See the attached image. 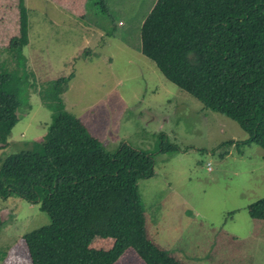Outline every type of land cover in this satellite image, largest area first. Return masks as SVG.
Here are the masks:
<instances>
[{
    "label": "rangeland",
    "instance_id": "374dc122",
    "mask_svg": "<svg viewBox=\"0 0 264 264\" xmlns=\"http://www.w3.org/2000/svg\"><path fill=\"white\" fill-rule=\"evenodd\" d=\"M50 1L23 0L28 42L22 56L10 58L19 0H0V69L14 70L27 93L0 154L41 140L53 112L39 90L73 73L61 94L64 108L103 149L113 153L127 144L152 154L155 176L137 181L147 238L181 264H264V219L246 208L264 197V150L243 142L237 122L205 108L137 50L154 0H87L81 25L108 33L93 51L83 43L89 35L73 32L62 17L68 12ZM167 144L174 148L161 151ZM0 221V264H30L22 235L48 224V215L38 203L10 195L0 198ZM113 264L144 262L128 247Z\"/></svg>",
    "mask_w": 264,
    "mask_h": 264
},
{
    "label": "trees",
    "instance_id": "16d2710c",
    "mask_svg": "<svg viewBox=\"0 0 264 264\" xmlns=\"http://www.w3.org/2000/svg\"><path fill=\"white\" fill-rule=\"evenodd\" d=\"M19 8L10 58L22 56L28 42L23 0ZM139 34V51L168 80L237 122L246 134L242 141L264 150V0H154ZM72 76L39 90L53 112L41 140L0 154V198L38 203L50 219L22 235L29 263L113 264L131 247L144 264H181L145 235L137 181L153 176L152 154L127 144L105 151L64 108L61 94ZM21 82L14 70L0 69V149L8 145L20 103L27 101ZM246 208L250 217L264 219V197ZM96 238L111 245L95 248Z\"/></svg>",
    "mask_w": 264,
    "mask_h": 264
},
{
    "label": "crops",
    "instance_id": "0c3cea01",
    "mask_svg": "<svg viewBox=\"0 0 264 264\" xmlns=\"http://www.w3.org/2000/svg\"><path fill=\"white\" fill-rule=\"evenodd\" d=\"M50 2L51 3L55 2V3L59 4L60 8H63L64 10H66L68 12V15H65L62 17L69 19L68 20L69 22H67V23H68V26L73 29L72 30L73 32H77V34L81 36L82 33L85 31L89 35V38H88V37H86V34H85V38L83 40V43L86 45V48H89L90 51H93V49L94 50L97 49L96 47H98L99 43L102 42V39H103L102 37L104 35H108V33L102 34L98 29L94 28V26L88 27L85 24L81 25L80 18L83 17L84 15H86V8L85 7H86L87 0H83V1L82 0H51ZM61 14L64 15V13L62 11H61ZM118 24H120V22H118ZM121 25H122V23H121ZM95 43H98V44L94 45ZM126 44L129 45L128 43H126ZM89 45H91V47ZM101 45H103V42L101 43ZM137 50H139V43H138ZM97 55H99V54H97ZM155 174H156V172L154 170L153 176H155ZM153 176H151V177H153Z\"/></svg>",
    "mask_w": 264,
    "mask_h": 264
}]
</instances>
